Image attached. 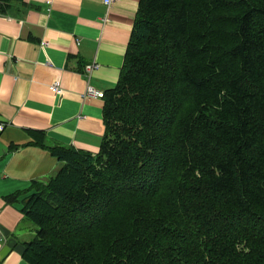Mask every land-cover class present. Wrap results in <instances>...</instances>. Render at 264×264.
Masks as SVG:
<instances>
[{
  "label": "trees",
  "instance_id": "trees-1",
  "mask_svg": "<svg viewBox=\"0 0 264 264\" xmlns=\"http://www.w3.org/2000/svg\"><path fill=\"white\" fill-rule=\"evenodd\" d=\"M103 99L96 153L29 132L61 166L23 200L22 257L264 264V0H139Z\"/></svg>",
  "mask_w": 264,
  "mask_h": 264
},
{
  "label": "crops",
  "instance_id": "crops-1",
  "mask_svg": "<svg viewBox=\"0 0 264 264\" xmlns=\"http://www.w3.org/2000/svg\"><path fill=\"white\" fill-rule=\"evenodd\" d=\"M138 2L18 0L0 12V264H29L22 253L35 227L21 213L23 200L34 180L61 166L29 132L42 131L47 146L98 151L104 99L82 94L87 85L102 93L115 86ZM54 79L60 94L48 88Z\"/></svg>",
  "mask_w": 264,
  "mask_h": 264
},
{
  "label": "built area",
  "instance_id": "built-area-1",
  "mask_svg": "<svg viewBox=\"0 0 264 264\" xmlns=\"http://www.w3.org/2000/svg\"><path fill=\"white\" fill-rule=\"evenodd\" d=\"M107 5L110 4L111 0H104ZM45 44V43H42ZM96 62L88 63L84 66V73L86 77L88 78L91 74V72L97 68ZM48 88L51 92L55 94H60L62 92L61 83L58 79L52 80V82L48 85ZM83 97L89 98V97H102L103 93L95 88H93L90 85H87L84 93L82 94ZM3 129V124L0 123V131Z\"/></svg>",
  "mask_w": 264,
  "mask_h": 264
}]
</instances>
